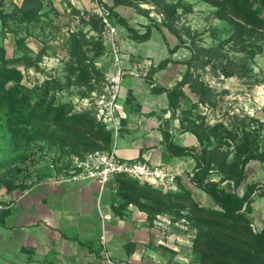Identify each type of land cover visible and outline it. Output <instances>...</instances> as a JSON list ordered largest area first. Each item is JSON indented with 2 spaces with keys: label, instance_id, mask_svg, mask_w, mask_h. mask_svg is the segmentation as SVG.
<instances>
[{
  "label": "trees",
  "instance_id": "obj_1",
  "mask_svg": "<svg viewBox=\"0 0 264 264\" xmlns=\"http://www.w3.org/2000/svg\"><path fill=\"white\" fill-rule=\"evenodd\" d=\"M142 1L152 2L156 6L157 12L163 14L161 22H157L153 18L154 10L141 6ZM206 1L217 8L216 14L220 19L230 24V35L220 42L222 46L225 43H232L239 50L248 51L250 57L255 55L256 47L259 50L262 49L261 45L257 44V40L264 37V0ZM103 4L112 11L118 27L126 29L130 39L140 43L146 42L152 38L154 28L161 32L167 29L178 38V42L174 46H170L168 43V50L171 54L176 53L181 47L190 48L189 58L185 60L163 58L156 66L151 67L146 75L153 83L154 92L168 95V108L173 110L174 115L181 106L186 85L203 99L206 92L210 90V86L201 80L200 76L192 69L198 61L205 57L208 62L213 57H219L220 45L206 47L195 41L193 45L187 44L184 35H190L191 32L177 24L178 9L185 7L182 2L115 0L113 5L104 1ZM119 5L133 7L148 17L151 23L145 25V29L142 31L116 10ZM43 7L42 0H24L22 6L17 7L12 13H8L3 8V1H0V19L4 27H10L11 24L29 27L41 18L40 11ZM72 11L75 14H82L81 17L84 21L90 23L100 32L102 31L104 24L97 14L92 11L81 12L73 6ZM86 15L89 16L88 20L85 18ZM70 39L71 60L67 64L68 83L86 86L90 92L103 81L105 71L97 67L94 59L89 58L83 50L90 40L82 32L72 34ZM95 44L96 55H99L104 44L102 40L96 41ZM41 57L42 53L34 56L24 52L20 56L9 58L0 36V107L7 110V121L15 145L20 146L23 141L30 144L37 140H51L53 144H59L67 154L76 153L79 156H85L97 149L109 148L112 141L111 129L106 124L100 123L92 111L73 112L70 103L55 105L54 97L48 99L51 87L54 85L63 87L60 82L47 81L41 98L32 102L33 93L22 82L24 74L21 66L38 68ZM172 62L186 64L182 77L176 79L173 86H164L155 82V73L166 68ZM223 73L226 76H232L235 71L226 66L223 68ZM88 91L82 93L85 95ZM184 112L188 116L192 115L189 110ZM220 125L222 124L208 127L197 122L196 119L190 120L188 124L182 122L181 126L196 135L198 146L178 144L171 138L169 132H164V139L172 155L194 156L196 166L188 175L189 180L204 190L214 201L216 207L210 208L203 204L178 177H176L178 183L184 191L182 193H165L147 182L119 176L115 181L122 203L117 208L122 211L129 204H134L140 210L147 212L148 218L152 222L158 213L172 212L176 209L177 214L181 215L180 210L188 207L189 217L199 229L194 249L199 255L200 264H264V226L256 230L250 217L255 196H264V183H261V180H250L245 169L246 164L252 159L264 162V151L259 150V140L255 132L246 130L243 138L236 143L235 159L228 163L229 153L220 150V147L227 142L220 139L221 134L219 133L228 135L230 132L226 127L219 132ZM51 127H53L52 130ZM213 138H218L220 141L210 148ZM215 169L223 172L224 178L219 181L211 179L210 174ZM223 179L233 180L236 189L230 191L223 187ZM2 182L7 186L8 192L23 187L13 179H4ZM242 184L246 186L243 193L238 191ZM9 214L8 207L1 210L0 223H4Z\"/></svg>",
  "mask_w": 264,
  "mask_h": 264
},
{
  "label": "crops",
  "instance_id": "obj_2",
  "mask_svg": "<svg viewBox=\"0 0 264 264\" xmlns=\"http://www.w3.org/2000/svg\"><path fill=\"white\" fill-rule=\"evenodd\" d=\"M0 1H3V8L8 13L24 2ZM42 1L41 20L20 28L26 31L32 28L30 32H37V28L42 31L46 21L56 23L60 17L76 16L72 6L81 12L92 11L94 7V0ZM103 1L109 5L115 2ZM116 10L142 31L150 23L148 17L133 7L119 5ZM11 26L19 27L15 24ZM5 29L7 27L3 26L0 19L1 37H4ZM119 32L126 59L125 75L116 104V113L122 124L116 145L118 155L123 159L140 158L153 165L165 166L176 177H181L197 199L205 204L213 202L204 190L185 176L186 171L191 173L196 166L194 156L172 155L164 139V132H169L178 144L198 146L196 135L181 126L180 114L174 115L173 110L168 108V95L154 92L153 83L145 75L163 58H189L190 49L181 47L171 54L168 43L174 46L178 38L170 32L156 33L153 29L152 38L142 43L130 39L126 29L121 26ZM33 37L30 35L27 40ZM101 62L105 72L113 69L112 62L106 57H102ZM185 67L186 64L181 62L169 63L166 68L155 73L154 80L164 86H173L176 79L182 77L180 75ZM185 93L189 95L186 89ZM221 176L215 173L212 179L219 180ZM222 186L230 191L236 189L231 179L224 180ZM177 187L181 189L179 183ZM245 188V184H242L238 191L243 193ZM4 198L5 201L10 200L6 206L10 214L4 223H0V264H102L101 236L104 232L107 248L116 261L130 264L165 263L164 253L156 243L157 229L149 220L147 212L134 204H129L122 211L118 210L122 200L117 193L116 181L102 188L96 181L52 183L43 179L18 188L11 194L4 192ZM252 207L250 217L255 229L259 230L264 226V196L256 195Z\"/></svg>",
  "mask_w": 264,
  "mask_h": 264
},
{
  "label": "rangeland",
  "instance_id": "obj_3",
  "mask_svg": "<svg viewBox=\"0 0 264 264\" xmlns=\"http://www.w3.org/2000/svg\"><path fill=\"white\" fill-rule=\"evenodd\" d=\"M167 1L182 2L185 6L178 9L177 24L191 32L190 35H184L188 45H193L194 41L206 47L220 45L219 57H213L209 62L205 57L193 67L192 70L210 86V90L201 99L188 85L184 87L189 95L185 93L181 99V106L177 110V113L180 114V124L182 122L188 124L190 120L196 119L197 122L208 127L222 124L219 126V132L226 127L230 134H219H221L220 139L227 142L220 147V150L229 153L228 163L235 159L236 143L243 138L246 130L255 132L259 140V150L264 151V37L257 40V44L261 45L262 49L259 50L256 47L255 55L250 57L248 51L239 50L232 43L221 45L220 42L230 35L231 27L227 21L217 16V8L213 4L206 0ZM141 6L154 10L153 18L157 22H161L163 14L157 12L156 6L152 2L142 1ZM81 16L82 14L60 17L56 23L46 21L42 31L37 28V32H30L32 28L26 31L23 30L24 28L10 26L5 29L2 41L7 49V56L11 59L24 54V52L34 56L42 53L38 68L21 66L24 74L22 82L32 91L33 103L41 98L47 81L60 82L63 87L59 85L51 87L48 99L54 97L55 105L70 103L73 112L90 110L102 123L97 113L100 107V97L105 92L106 77L96 89L90 92L86 86L68 83L67 64L71 60L70 37L74 33L82 32L90 40L83 50L89 58L94 59L97 67L103 68L98 63L104 57L105 46L99 55H96L95 49V42L101 40L100 31L84 21ZM85 18L88 20L89 16L86 15ZM40 20L41 18L38 21ZM149 22L151 23L150 20ZM154 29L156 33L161 32L157 28ZM164 31L169 33L167 29ZM161 33L163 34V32ZM30 35L34 37L27 40ZM226 66L235 71L232 76H226L223 73V68ZM83 91H88V93L84 95ZM185 110H189L192 115H186ZM52 129L53 127H51ZM220 139L213 138L210 148L217 145ZM73 155L77 154H67L59 144L55 145L51 140H37L30 144L23 141L20 146L15 145L7 121V110L0 107V211L10 204V200L5 201L4 192L8 194L13 192H8L7 186L2 182L4 179H13L24 188L40 180H47L51 173L48 166L50 159L54 158L57 161ZM245 169L248 175L251 174L249 179L261 180V183H264L263 161L252 159L246 164ZM185 173V176L188 177L190 171ZM215 173L222 175L220 179L224 178L223 172L215 169L210 174L211 179ZM177 177L181 178L178 175ZM158 188L165 193L184 192L178 187ZM213 202L202 203L213 208L216 207ZM180 214H177L176 209L172 212L156 214L152 223L158 232L157 247L164 253V264H200L199 255L194 249L199 229L190 219L188 207L180 210ZM255 218L257 217L255 216ZM255 218L254 220H256Z\"/></svg>",
  "mask_w": 264,
  "mask_h": 264
},
{
  "label": "built area",
  "instance_id": "obj_4",
  "mask_svg": "<svg viewBox=\"0 0 264 264\" xmlns=\"http://www.w3.org/2000/svg\"><path fill=\"white\" fill-rule=\"evenodd\" d=\"M93 13L103 21L104 27L99 33L105 46V54L113 64V69L105 73V92L99 101L98 118L106 124L112 133L111 145L107 149H97L85 156L73 155L61 160L50 159L48 166L51 173L47 181L52 183L96 181L102 188L117 177L124 176L130 179L147 182L149 184L174 188L176 174L169 172L165 166L150 164L144 159H123L117 152V139L122 129L121 120L116 113V104L121 92V85L125 75L124 61L126 52L119 40V27L114 20L112 11L103 4V0H94ZM102 65V62L98 63ZM147 75V72L145 73ZM103 244L102 264H130L126 261H116L107 248L105 232L101 236Z\"/></svg>",
  "mask_w": 264,
  "mask_h": 264
}]
</instances>
